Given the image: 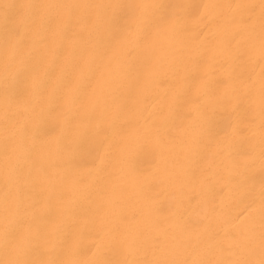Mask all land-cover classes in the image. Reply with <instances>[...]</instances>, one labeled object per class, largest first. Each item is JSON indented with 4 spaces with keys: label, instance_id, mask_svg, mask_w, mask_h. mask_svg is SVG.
Returning a JSON list of instances; mask_svg holds the SVG:
<instances>
[{
    "label": "bare ground",
    "instance_id": "bare-ground-1",
    "mask_svg": "<svg viewBox=\"0 0 264 264\" xmlns=\"http://www.w3.org/2000/svg\"><path fill=\"white\" fill-rule=\"evenodd\" d=\"M0 264H264V0H0Z\"/></svg>",
    "mask_w": 264,
    "mask_h": 264
},
{
    "label": "snow or ice",
    "instance_id": "snow-or-ice-1",
    "mask_svg": "<svg viewBox=\"0 0 264 264\" xmlns=\"http://www.w3.org/2000/svg\"><path fill=\"white\" fill-rule=\"evenodd\" d=\"M32 6H33V8L38 9V5H36V4H33ZM116 6H119V5L117 4ZM15 47L19 50V48H20L19 42H17ZM15 75L18 78L28 79V78H31V76H32V70L30 69V67L26 63L21 61L19 63V65L15 68Z\"/></svg>",
    "mask_w": 264,
    "mask_h": 264
}]
</instances>
